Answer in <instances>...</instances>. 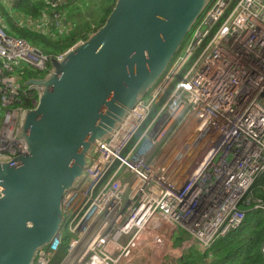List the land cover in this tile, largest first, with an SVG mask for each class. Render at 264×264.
Masks as SVG:
<instances>
[{
  "label": "built area",
  "instance_id": "obj_1",
  "mask_svg": "<svg viewBox=\"0 0 264 264\" xmlns=\"http://www.w3.org/2000/svg\"><path fill=\"white\" fill-rule=\"evenodd\" d=\"M41 20L60 34L66 25L56 11ZM67 53L44 54L0 25V162L27 153L26 102L35 108L41 92L24 89L17 71L49 72ZM184 120L196 138L189 161H199L179 179L158 150ZM263 174L264 0H213L151 93L96 145L63 197L60 234L34 264H53L62 248L59 264H133L180 234L206 250L241 228L245 209H264L253 192Z\"/></svg>",
  "mask_w": 264,
  "mask_h": 264
},
{
  "label": "water",
  "instance_id": "obj_2",
  "mask_svg": "<svg viewBox=\"0 0 264 264\" xmlns=\"http://www.w3.org/2000/svg\"><path fill=\"white\" fill-rule=\"evenodd\" d=\"M213 0H116L105 23L27 86L25 155L0 162V264H34L63 224L96 145L159 83Z\"/></svg>",
  "mask_w": 264,
  "mask_h": 264
},
{
  "label": "trees",
  "instance_id": "obj_3",
  "mask_svg": "<svg viewBox=\"0 0 264 264\" xmlns=\"http://www.w3.org/2000/svg\"><path fill=\"white\" fill-rule=\"evenodd\" d=\"M51 1L58 0H24L23 2H17L15 6L22 17H27L30 20L40 19L44 11L49 16L52 15L53 11L60 13L66 22V25L64 24L65 32L60 34L58 30L45 25V23H43V27L46 26L44 32L31 30L27 26L9 23L11 27L9 34L28 41L34 47L40 48L44 54L57 57L72 49L79 41L87 38L91 26L79 27L77 24H71V20L68 17L65 18V15L67 14L68 16L72 8L79 9L78 5L83 0H63L64 2L57 6L53 5V3L51 4ZM115 3L116 0H111L108 4L104 17L100 19V26L105 23ZM1 15L2 18L4 17L5 20L9 21L8 14L6 11L3 13V9ZM0 25H2L1 22ZM17 72L23 78L22 87L24 89L27 88L28 81L42 79L48 74V72L40 73L26 69H19ZM26 107L28 109L32 108L30 101L26 102ZM263 186L264 174L257 179L253 186L254 199L260 202L264 208ZM245 211L246 218L239 230L218 238L206 250L201 249L195 243L186 245L183 258L179 264H264V256L262 254L264 245V211L261 208H256V204L245 209ZM64 255L65 249L62 248L53 264H59L63 260Z\"/></svg>",
  "mask_w": 264,
  "mask_h": 264
},
{
  "label": "rangeland",
  "instance_id": "obj_4",
  "mask_svg": "<svg viewBox=\"0 0 264 264\" xmlns=\"http://www.w3.org/2000/svg\"><path fill=\"white\" fill-rule=\"evenodd\" d=\"M23 1L24 0H0V22L2 23L1 26H3L8 33L11 30L9 23H13L18 26H27L29 29L34 30V31L42 30L41 25L44 23L41 20L42 15L40 19L30 20L27 17L26 18L22 17L20 11L16 8L15 4L17 2H23ZM3 3H7L8 4L7 7H3L2 5ZM82 3L83 4H79V3H78L79 5L77 4L79 9L72 8V11L69 13V15L68 16L67 14L65 15V18L68 17L71 20V24H77L79 25V27L86 26V25L91 26V30L87 38L79 41L76 45L84 43L86 40H88V38L93 33L97 31V29L101 27L100 19L104 17L105 11L108 8L105 1L103 0H83ZM1 8L3 9V13H5L6 11V13L8 14L9 21L5 20L4 17L2 18ZM65 31L66 29L63 30V32ZM194 31H195V27H193L188 32L186 38L192 37V35L194 34ZM189 123L190 121L188 120H184L181 123H179L177 128L170 134L169 138L165 141L162 147L158 150V157L160 159L159 162L164 163V164H169V166H171V172L175 173L176 175H179V179L186 177L191 171H193V169L196 166L197 161H199V157H197L196 159H191V161H189L193 147L196 142L195 136L189 132L190 130ZM179 152L181 153V155L178 159H176V155ZM186 160L189 161V164H184ZM175 164H176L175 169L178 167L177 173L174 172L173 170ZM185 172H186V175H184ZM194 243L195 241L193 239L187 238V237H184L180 241V245L185 244V246L188 244H194ZM178 244H179V241L176 242V247H179ZM195 245L200 247V245L197 243H195ZM137 264H170V263L168 262L167 259H163V258H158V259L140 258L137 261Z\"/></svg>",
  "mask_w": 264,
  "mask_h": 264
},
{
  "label": "crops",
  "instance_id": "obj_5",
  "mask_svg": "<svg viewBox=\"0 0 264 264\" xmlns=\"http://www.w3.org/2000/svg\"><path fill=\"white\" fill-rule=\"evenodd\" d=\"M103 1H105L107 6L111 2V0H103ZM81 4H83V3H81ZM2 5H3V7H7L8 4L3 3ZM41 27H42L41 31L44 32L46 29V26L43 27V24H42ZM184 237L190 238V237L186 236L185 234H180V236L178 238H173V239L171 238L167 243V247H166V250L164 253H160L158 250H155V249H141L140 252H138L134 256L133 264H137V261L140 258H151V259L155 258L156 259L157 256H158V258L167 259L170 264H179L183 258L184 248H186L185 244L180 245V241ZM178 241H179V244H178L179 247H176V242H178ZM175 248H177V249H175Z\"/></svg>",
  "mask_w": 264,
  "mask_h": 264
},
{
  "label": "bare ground",
  "instance_id": "obj_6",
  "mask_svg": "<svg viewBox=\"0 0 264 264\" xmlns=\"http://www.w3.org/2000/svg\"><path fill=\"white\" fill-rule=\"evenodd\" d=\"M69 29H70V28H69ZM31 109H33V108H31ZM189 132L192 133V131H190V130H189ZM180 155H181V153L179 152V153L176 155V159H178V158L180 157ZM175 166H176V164L174 165V169H173V170H174V172L177 173V172H178V170H177L178 167L175 169ZM179 167H180V166H179ZM187 173H188V172H187ZM184 175H186V172H185ZM178 176H179V175H178ZM263 187H264V186H263ZM263 187H262V188H263Z\"/></svg>",
  "mask_w": 264,
  "mask_h": 264
}]
</instances>
